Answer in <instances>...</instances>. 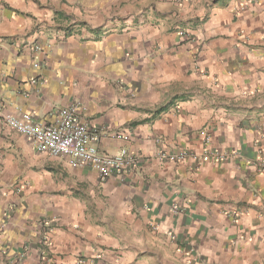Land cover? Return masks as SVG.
<instances>
[{"label": "crops", "instance_id": "crops-1", "mask_svg": "<svg viewBox=\"0 0 264 264\" xmlns=\"http://www.w3.org/2000/svg\"><path fill=\"white\" fill-rule=\"evenodd\" d=\"M73 103L135 167L101 181L2 120ZM262 163L264 0H0V264H264Z\"/></svg>", "mask_w": 264, "mask_h": 264}, {"label": "built area", "instance_id": "built-area-1", "mask_svg": "<svg viewBox=\"0 0 264 264\" xmlns=\"http://www.w3.org/2000/svg\"><path fill=\"white\" fill-rule=\"evenodd\" d=\"M78 111L79 106L74 103L60 109L53 125L36 121L29 114H5L2 120L9 129L30 140L37 152L52 157L65 156L70 167H88L97 173L101 181L135 167L137 157L126 149H120L113 156L101 155L95 147L99 140L96 129ZM185 156L186 152H183L178 159ZM211 156L206 152L197 162L206 163L211 158L223 162L227 158L223 154ZM79 263L84 264L85 260Z\"/></svg>", "mask_w": 264, "mask_h": 264}, {"label": "rangeland", "instance_id": "rangeland-1", "mask_svg": "<svg viewBox=\"0 0 264 264\" xmlns=\"http://www.w3.org/2000/svg\"><path fill=\"white\" fill-rule=\"evenodd\" d=\"M233 245H235V244L231 243V246H233ZM189 255H190V253H189ZM162 259L163 260L161 261L158 258V256L155 257V261L160 263V264H180V263L174 261L172 257H170V258L163 257ZM186 261H187V264H199L204 260L200 259V257L196 258L195 256L192 255V256H189ZM202 264H206V263L202 262Z\"/></svg>", "mask_w": 264, "mask_h": 264}]
</instances>
